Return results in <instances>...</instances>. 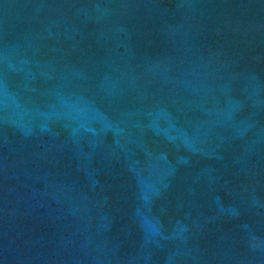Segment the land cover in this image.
Returning <instances> with one entry per match:
<instances>
[{
	"label": "water",
	"instance_id": "obj_1",
	"mask_svg": "<svg viewBox=\"0 0 264 264\" xmlns=\"http://www.w3.org/2000/svg\"><path fill=\"white\" fill-rule=\"evenodd\" d=\"M0 264H264V0H0Z\"/></svg>",
	"mask_w": 264,
	"mask_h": 264
}]
</instances>
